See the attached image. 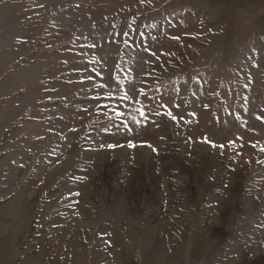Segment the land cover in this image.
<instances>
[{
    "label": "rangeland",
    "instance_id": "obj_1",
    "mask_svg": "<svg viewBox=\"0 0 264 264\" xmlns=\"http://www.w3.org/2000/svg\"><path fill=\"white\" fill-rule=\"evenodd\" d=\"M0 264H264V0H0Z\"/></svg>",
    "mask_w": 264,
    "mask_h": 264
},
{
    "label": "snow or ice",
    "instance_id": "obj_2",
    "mask_svg": "<svg viewBox=\"0 0 264 264\" xmlns=\"http://www.w3.org/2000/svg\"><path fill=\"white\" fill-rule=\"evenodd\" d=\"M109 147H115V145H109Z\"/></svg>",
    "mask_w": 264,
    "mask_h": 264
}]
</instances>
